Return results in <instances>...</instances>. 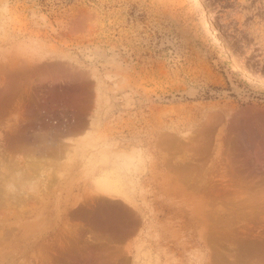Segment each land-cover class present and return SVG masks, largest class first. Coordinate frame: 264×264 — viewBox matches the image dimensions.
Instances as JSON below:
<instances>
[{
  "label": "rangeland",
  "instance_id": "rangeland-1",
  "mask_svg": "<svg viewBox=\"0 0 264 264\" xmlns=\"http://www.w3.org/2000/svg\"><path fill=\"white\" fill-rule=\"evenodd\" d=\"M0 66V89L11 88L0 136L23 130L27 139L0 140V178L111 181L117 195L104 196L138 223L119 241L126 264H264L247 255L264 233V207L226 212V225L175 218L165 240L154 222L153 161L157 127L193 137L230 122L240 160L252 149L241 150V132L264 134V0H0ZM249 155L264 176V151Z\"/></svg>",
  "mask_w": 264,
  "mask_h": 264
},
{
  "label": "bare ground",
  "instance_id": "bare-ground-1",
  "mask_svg": "<svg viewBox=\"0 0 264 264\" xmlns=\"http://www.w3.org/2000/svg\"><path fill=\"white\" fill-rule=\"evenodd\" d=\"M20 68L23 69L22 66ZM8 76L10 80L6 81L16 82L14 74L9 73ZM7 84L11 85L10 82ZM7 87L0 89V98L6 94L4 102L0 100L4 105L8 99L10 101L11 88ZM77 121L76 125L81 119ZM75 128L77 131L78 127ZM232 129L230 122L223 129L205 125L198 128L195 136L185 137L171 130L163 133L161 127L156 128L153 139L154 208L157 210L154 222L165 240H170L172 236L170 227L175 218L196 227L226 225L233 221L226 212L237 214L241 210L264 207V176L256 166L258 161L249 155L253 153L259 159V152L264 151V134L250 126L246 140V133L241 132V150L252 149L240 160L234 153L237 146L230 135ZM22 132L6 134L7 131L0 136V140L5 138L3 143L5 141L6 145L13 147L23 146L27 144V139ZM64 150H60L63 155ZM57 152L50 153L57 156ZM58 156L60 159L61 156ZM51 175H40V178L12 175L7 178V175L0 178V264H66L64 261L70 258L76 259V262L70 259L74 264H110V260H114L113 264H126L128 248H123L126 250L124 254L119 241L132 235L138 229V223L126 204L104 196L115 193L114 189H110L112 182L97 180L98 183L91 187L88 178ZM4 183L8 186L12 184L14 188L3 189ZM31 183L37 184V187ZM42 183L50 186L42 188L40 185V189L38 186ZM10 192H16L18 197H13L16 204L18 200L24 201L18 208L10 202ZM260 225L264 228L263 224ZM102 239L113 242L110 247L114 246V249L107 250V242ZM247 255L264 259V233L261 239L248 246Z\"/></svg>",
  "mask_w": 264,
  "mask_h": 264
}]
</instances>
